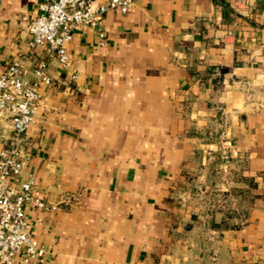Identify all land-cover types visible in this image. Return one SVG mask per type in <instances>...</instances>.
Segmentation results:
<instances>
[{
    "label": "crops",
    "instance_id": "0c3cea01",
    "mask_svg": "<svg viewBox=\"0 0 264 264\" xmlns=\"http://www.w3.org/2000/svg\"><path fill=\"white\" fill-rule=\"evenodd\" d=\"M40 1L0 0V74L51 77L17 183L68 199L25 207L29 264H264V0H135L76 27L66 68L29 45Z\"/></svg>",
    "mask_w": 264,
    "mask_h": 264
},
{
    "label": "built area",
    "instance_id": "2783aa9c",
    "mask_svg": "<svg viewBox=\"0 0 264 264\" xmlns=\"http://www.w3.org/2000/svg\"><path fill=\"white\" fill-rule=\"evenodd\" d=\"M95 1L41 0L37 16L27 26L30 47H43L49 58L66 68L65 44L76 27L98 29L103 36L100 27L106 11L127 13L135 0H108L106 5L100 6H96ZM32 72L33 79H27L22 64L14 61L0 74V117L11 124V133L1 138L0 148V264H17L19 260L29 264L41 261L44 255L25 215L27 205L41 211H56L60 204L68 202L63 198L59 203H49L38 197L31 173L17 183L28 163L26 132L34 121L39 85L51 84L48 60L39 61Z\"/></svg>",
    "mask_w": 264,
    "mask_h": 264
}]
</instances>
